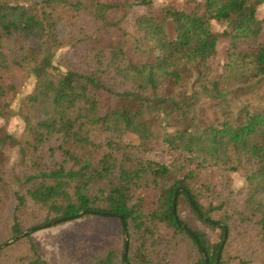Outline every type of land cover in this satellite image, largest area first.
I'll return each instance as SVG.
<instances>
[{"label": "trees", "instance_id": "trees-1", "mask_svg": "<svg viewBox=\"0 0 264 264\" xmlns=\"http://www.w3.org/2000/svg\"><path fill=\"white\" fill-rule=\"evenodd\" d=\"M0 134V264H264V0H0Z\"/></svg>", "mask_w": 264, "mask_h": 264}, {"label": "rangeland", "instance_id": "rangeland-1", "mask_svg": "<svg viewBox=\"0 0 264 264\" xmlns=\"http://www.w3.org/2000/svg\"><path fill=\"white\" fill-rule=\"evenodd\" d=\"M30 84H28L25 88L23 93L30 91ZM19 131L16 127V125L13 123L8 127V134L13 137V141L7 143L9 148L13 151V159H15V152L18 148L17 146V137H18ZM5 136L3 134H0V140L4 139ZM202 206L204 205V202H201ZM88 227V222L86 219L80 220V221H69L66 224H59V225H51L44 229L35 230L36 232H33L31 234L33 243L35 247L37 248V251L41 252L43 250L52 249L55 248V240L59 234H61L64 231H72L77 233H82L84 230L86 231Z\"/></svg>", "mask_w": 264, "mask_h": 264}, {"label": "water", "instance_id": "water-1", "mask_svg": "<svg viewBox=\"0 0 264 264\" xmlns=\"http://www.w3.org/2000/svg\"><path fill=\"white\" fill-rule=\"evenodd\" d=\"M173 211L175 212V203H174V206H173ZM84 214H87V212L86 213H80L79 216H82ZM70 219H71V217H65V218L57 219V220H54V221H52L50 223H45V224H42L40 226L33 227L30 230L25 231L22 235H26L29 232H32L34 230H39V229L47 228V227H49L51 225H55V224H58L60 222H63V221H66V220H70ZM120 219H122V217H120ZM123 225H124V223H123ZM15 240H16V238L12 239L10 242H14ZM10 242L5 243L3 245H0V249H2L3 247L7 246ZM126 250H127V239L125 240V253H126Z\"/></svg>", "mask_w": 264, "mask_h": 264}]
</instances>
